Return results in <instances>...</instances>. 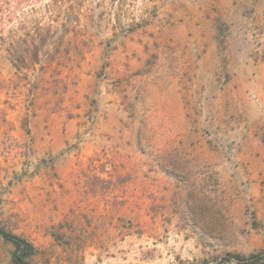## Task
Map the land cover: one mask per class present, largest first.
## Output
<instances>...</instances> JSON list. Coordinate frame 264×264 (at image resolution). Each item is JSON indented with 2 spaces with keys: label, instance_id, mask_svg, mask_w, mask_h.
Returning <instances> with one entry per match:
<instances>
[{
  "label": "rangeland",
  "instance_id": "1",
  "mask_svg": "<svg viewBox=\"0 0 264 264\" xmlns=\"http://www.w3.org/2000/svg\"><path fill=\"white\" fill-rule=\"evenodd\" d=\"M23 6L0 38V224L27 262L263 250L264 0Z\"/></svg>",
  "mask_w": 264,
  "mask_h": 264
},
{
  "label": "trees",
  "instance_id": "2",
  "mask_svg": "<svg viewBox=\"0 0 264 264\" xmlns=\"http://www.w3.org/2000/svg\"><path fill=\"white\" fill-rule=\"evenodd\" d=\"M28 0H0V38L6 39L5 30L11 33L16 32L15 27H11L14 20L20 14V11L25 9L23 6ZM8 27V28H7ZM37 29L40 28L39 24H36ZM30 32H27L29 36ZM13 36V35H12ZM13 37L9 43L12 45L15 43ZM26 42V40L24 41ZM0 240L4 243L11 244L12 262L13 264H29L27 259L34 254V247L30 241L20 235L9 231L5 226L0 224ZM225 261H234L236 264H264V249L257 252L250 253L248 255H241L237 253H229L223 257Z\"/></svg>",
  "mask_w": 264,
  "mask_h": 264
},
{
  "label": "crops",
  "instance_id": "3",
  "mask_svg": "<svg viewBox=\"0 0 264 264\" xmlns=\"http://www.w3.org/2000/svg\"><path fill=\"white\" fill-rule=\"evenodd\" d=\"M0 264H4V242L0 240Z\"/></svg>",
  "mask_w": 264,
  "mask_h": 264
}]
</instances>
